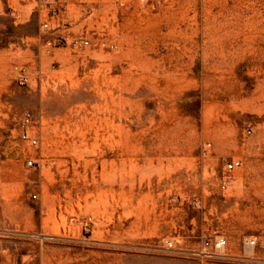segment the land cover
Here are the masks:
<instances>
[{
    "label": "rangeland",
    "instance_id": "1",
    "mask_svg": "<svg viewBox=\"0 0 264 264\" xmlns=\"http://www.w3.org/2000/svg\"><path fill=\"white\" fill-rule=\"evenodd\" d=\"M54 2L0 0V264H264V0Z\"/></svg>",
    "mask_w": 264,
    "mask_h": 264
},
{
    "label": "built area",
    "instance_id": "2",
    "mask_svg": "<svg viewBox=\"0 0 264 264\" xmlns=\"http://www.w3.org/2000/svg\"><path fill=\"white\" fill-rule=\"evenodd\" d=\"M41 4H49L50 0H37ZM65 0H55L53 8H52V14L54 15L55 12H59L63 8V3ZM41 27L43 29H51L50 24L48 22L42 23ZM45 45L48 48H53L56 46H62V45H70L71 47L77 48V47H84L89 45V40L87 38H80L76 36H72L68 33H59L53 37L48 38L45 41ZM17 68V67H16ZM17 80L21 85H26L29 82V77L27 74V71L24 67H19L17 69ZM34 125V119L30 113H25L19 122V139L23 142H26L32 146H36L38 144V138L36 135H34L31 132V129ZM242 164V161L240 159H231L230 161L225 163L224 170L226 172H231L235 170L236 168L240 167ZM39 165L38 159L34 157H29L26 160V166L28 167H37ZM226 179H222V186L226 185ZM224 244V241H221L219 245ZM255 244L254 239H246L245 245L246 246H253ZM168 247L172 246V242H167Z\"/></svg>",
    "mask_w": 264,
    "mask_h": 264
}]
</instances>
